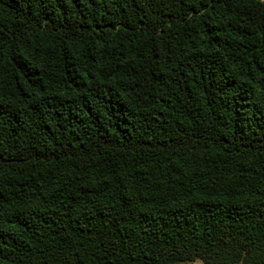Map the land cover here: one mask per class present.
Returning <instances> with one entry per match:
<instances>
[{
    "label": "trees",
    "instance_id": "obj_1",
    "mask_svg": "<svg viewBox=\"0 0 264 264\" xmlns=\"http://www.w3.org/2000/svg\"><path fill=\"white\" fill-rule=\"evenodd\" d=\"M264 264V0H0V264Z\"/></svg>",
    "mask_w": 264,
    "mask_h": 264
},
{
    "label": "rangeland",
    "instance_id": "obj_2",
    "mask_svg": "<svg viewBox=\"0 0 264 264\" xmlns=\"http://www.w3.org/2000/svg\"><path fill=\"white\" fill-rule=\"evenodd\" d=\"M185 264H203L201 261L197 260L195 262H192V263H185Z\"/></svg>",
    "mask_w": 264,
    "mask_h": 264
}]
</instances>
